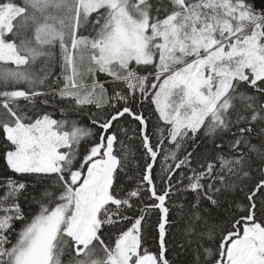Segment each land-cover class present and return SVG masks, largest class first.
<instances>
[{"label":"snow or ice","instance_id":"1","mask_svg":"<svg viewBox=\"0 0 264 264\" xmlns=\"http://www.w3.org/2000/svg\"><path fill=\"white\" fill-rule=\"evenodd\" d=\"M0 264H264V0H0Z\"/></svg>","mask_w":264,"mask_h":264}]
</instances>
